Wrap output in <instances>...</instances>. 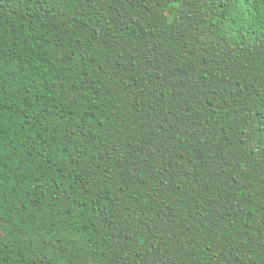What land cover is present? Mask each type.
I'll return each instance as SVG.
<instances>
[{
	"label": "trees",
	"instance_id": "obj_1",
	"mask_svg": "<svg viewBox=\"0 0 264 264\" xmlns=\"http://www.w3.org/2000/svg\"><path fill=\"white\" fill-rule=\"evenodd\" d=\"M0 264H264V0H0Z\"/></svg>",
	"mask_w": 264,
	"mask_h": 264
}]
</instances>
